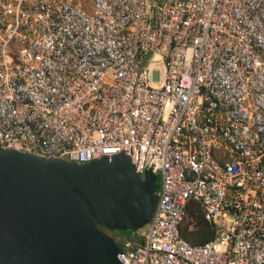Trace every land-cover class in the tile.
<instances>
[{"label": "built area", "instance_id": "obj_1", "mask_svg": "<svg viewBox=\"0 0 264 264\" xmlns=\"http://www.w3.org/2000/svg\"><path fill=\"white\" fill-rule=\"evenodd\" d=\"M0 149L152 169L123 264H264V0H0Z\"/></svg>", "mask_w": 264, "mask_h": 264}, {"label": "water", "instance_id": "obj_2", "mask_svg": "<svg viewBox=\"0 0 264 264\" xmlns=\"http://www.w3.org/2000/svg\"><path fill=\"white\" fill-rule=\"evenodd\" d=\"M159 187L125 152L79 164L0 149V264H123L111 231L146 226Z\"/></svg>", "mask_w": 264, "mask_h": 264}, {"label": "trees", "instance_id": "obj_3", "mask_svg": "<svg viewBox=\"0 0 264 264\" xmlns=\"http://www.w3.org/2000/svg\"><path fill=\"white\" fill-rule=\"evenodd\" d=\"M191 224H194L193 228H190ZM116 230L111 231V233L115 235L114 231ZM117 231L123 234H135L129 230ZM181 231L184 238L191 244H202L213 237L214 229L205 219L203 208L199 202L191 201L188 204L186 218L181 226Z\"/></svg>", "mask_w": 264, "mask_h": 264}, {"label": "rangeland", "instance_id": "obj_4", "mask_svg": "<svg viewBox=\"0 0 264 264\" xmlns=\"http://www.w3.org/2000/svg\"><path fill=\"white\" fill-rule=\"evenodd\" d=\"M154 78L157 80V79H158L157 75H155ZM147 227H148V225H146V226H144V227L138 229V231H137L136 233H137V234H141L144 230L147 229ZM122 234H123V233H122ZM118 237H119V235H117V238H118Z\"/></svg>", "mask_w": 264, "mask_h": 264}, {"label": "flooded vegetation", "instance_id": "obj_5", "mask_svg": "<svg viewBox=\"0 0 264 264\" xmlns=\"http://www.w3.org/2000/svg\"><path fill=\"white\" fill-rule=\"evenodd\" d=\"M114 234L117 236L120 234V232L116 230V231H114Z\"/></svg>", "mask_w": 264, "mask_h": 264}]
</instances>
